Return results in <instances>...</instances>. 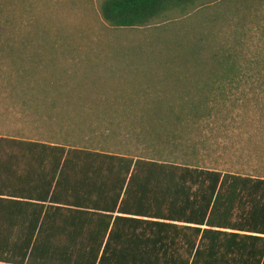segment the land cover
<instances>
[{"label": "trees", "instance_id": "trees-1", "mask_svg": "<svg viewBox=\"0 0 264 264\" xmlns=\"http://www.w3.org/2000/svg\"><path fill=\"white\" fill-rule=\"evenodd\" d=\"M95 5L104 79L51 19ZM0 30V263L264 264V0H0Z\"/></svg>", "mask_w": 264, "mask_h": 264}, {"label": "rangeland", "instance_id": "rangeland-1", "mask_svg": "<svg viewBox=\"0 0 264 264\" xmlns=\"http://www.w3.org/2000/svg\"><path fill=\"white\" fill-rule=\"evenodd\" d=\"M36 0H28V2H33ZM37 1H41L42 3H44L46 0H37ZM11 12L14 11V8H10ZM16 11V9H15ZM39 11L41 13H45L46 11L44 9H39ZM60 11V12H59ZM40 13V14H41ZM57 15H60L62 17H67V20L65 21V30L67 31L68 35H73V37H75V41L77 42V44L79 45L80 48H78L77 52L80 53L81 52V60H83V62H90L91 65H95L97 66V68L99 69V74L101 79L106 78V76L108 75L107 72L104 69V66L107 62H104L103 60L100 59V55L102 53V50L105 45V43H109L112 47V49H114L113 46L118 45L116 42L118 40V34L112 30L109 29L101 20L100 16H99V12H98V6L95 5L92 7L91 12L90 11H86V10H77V12L74 13V15H70L68 13H66L65 10H58L56 12H54L51 16L52 21H56L57 20ZM44 16L47 18L49 15L44 14ZM14 17L16 19H20V21H22L23 23H28V20L31 19L29 16L23 14H14ZM5 31L0 30V34L3 33ZM131 39H134L135 36L138 35H130ZM122 39H119V42H121ZM124 43V42H122ZM87 57V59H85ZM58 62V63H57ZM57 65L63 67V66H68V68H72L74 71H79L80 67H75V59H74V54L72 52H69V55H66L65 58H59L57 60ZM81 62V61H80ZM78 63V62H77ZM79 64V63H78ZM87 64V63H86ZM78 68V69H77ZM184 78V77H182ZM253 95L250 94V98ZM254 97H260L257 94H254ZM261 98V97H260ZM249 114L253 115L254 112L252 110H249ZM252 120V118L250 119ZM249 120V121H250ZM238 134L240 133H235V137L232 141L229 142V146H232L234 144L236 145H243V143H246V137L247 134H241V137H237ZM244 153V152H243ZM243 155V154H242ZM231 160L228 161L227 167L228 169L230 167H232L233 165H231L230 163H233L232 161H235L236 158H238V155H234V156H228ZM247 157L246 156H242L241 157V161L246 160Z\"/></svg>", "mask_w": 264, "mask_h": 264}, {"label": "crops", "instance_id": "crops-1", "mask_svg": "<svg viewBox=\"0 0 264 264\" xmlns=\"http://www.w3.org/2000/svg\"><path fill=\"white\" fill-rule=\"evenodd\" d=\"M0 264H3V263H0Z\"/></svg>", "mask_w": 264, "mask_h": 264}]
</instances>
